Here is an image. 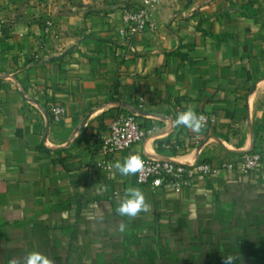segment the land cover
I'll use <instances>...</instances> for the list:
<instances>
[{"label": "crops", "instance_id": "0c3cea01", "mask_svg": "<svg viewBox=\"0 0 264 264\" xmlns=\"http://www.w3.org/2000/svg\"><path fill=\"white\" fill-rule=\"evenodd\" d=\"M139 2L0 0V264L33 250L54 264H191L218 245H264V0H153L159 35L124 39L122 10ZM189 106L216 117L199 141L174 125ZM121 111L157 129L105 157ZM247 151L261 155L253 171L180 192L113 167L130 154L218 165ZM128 187L150 205L134 219L116 212Z\"/></svg>", "mask_w": 264, "mask_h": 264}, {"label": "built area", "instance_id": "2783aa9c", "mask_svg": "<svg viewBox=\"0 0 264 264\" xmlns=\"http://www.w3.org/2000/svg\"><path fill=\"white\" fill-rule=\"evenodd\" d=\"M153 0H141L136 5L126 6L121 13V24L116 29L117 34L124 39H133L137 35L149 33L152 36L159 35L158 25L150 19V9ZM50 21L44 28L49 29ZM138 106L145 102L143 96L137 97ZM52 119L59 121L64 116L62 105L55 104L51 107ZM205 117V128L215 123L216 117L205 112H197ZM157 129L156 125L144 128L140 125L138 114L135 111H121L109 123L105 135L101 138L100 152L109 157L114 153L128 149L140 143L150 133ZM202 129V130H203ZM193 140L199 141L201 134L192 133ZM144 162L141 172L135 174V181L139 185L150 184L152 187L165 186L175 192H180L183 187L191 185L197 177L208 178L217 176L222 170L236 171L247 174L258 167L261 155L257 151H247L238 157L221 161L218 165H211L205 161H195L193 164L176 163L169 160L154 159L145 155L140 156ZM104 158L97 166L108 168V162ZM115 197L118 192L113 193Z\"/></svg>", "mask_w": 264, "mask_h": 264}, {"label": "clouds", "instance_id": "9594fccd", "mask_svg": "<svg viewBox=\"0 0 264 264\" xmlns=\"http://www.w3.org/2000/svg\"><path fill=\"white\" fill-rule=\"evenodd\" d=\"M176 127H183L192 133L199 134L205 127V117L202 114H197L194 108L187 107L186 110L177 113L174 120ZM113 167L121 176L135 175L141 172L144 168L142 158L137 154H130L123 162H115ZM107 189L105 188V191ZM149 203L143 191L138 187H128L124 191L123 198L120 200L116 208V212L121 217L134 219L141 212H148ZM127 225L121 222L118 226L120 232L126 230ZM237 257L227 256L223 258L222 264H235ZM8 264H54L46 254L38 250L28 252L23 257H13Z\"/></svg>", "mask_w": 264, "mask_h": 264}, {"label": "rangeland", "instance_id": "374dc122", "mask_svg": "<svg viewBox=\"0 0 264 264\" xmlns=\"http://www.w3.org/2000/svg\"><path fill=\"white\" fill-rule=\"evenodd\" d=\"M218 246L215 250L210 251L208 256L201 255L198 259H194L191 264H222L223 258L227 256L237 257L235 264H264V245H245L242 249L228 245V251L224 250V245ZM186 261L187 258L182 253L180 262L185 263Z\"/></svg>", "mask_w": 264, "mask_h": 264}, {"label": "trees", "instance_id": "16d2710c", "mask_svg": "<svg viewBox=\"0 0 264 264\" xmlns=\"http://www.w3.org/2000/svg\"><path fill=\"white\" fill-rule=\"evenodd\" d=\"M174 146V145H173Z\"/></svg>", "mask_w": 264, "mask_h": 264}]
</instances>
